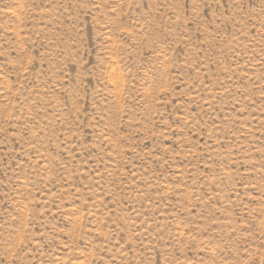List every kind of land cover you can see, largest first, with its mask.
Here are the masks:
<instances>
[{
	"label": "rangeland",
	"instance_id": "374dc122",
	"mask_svg": "<svg viewBox=\"0 0 264 264\" xmlns=\"http://www.w3.org/2000/svg\"><path fill=\"white\" fill-rule=\"evenodd\" d=\"M0 264H264V0H0Z\"/></svg>",
	"mask_w": 264,
	"mask_h": 264
}]
</instances>
